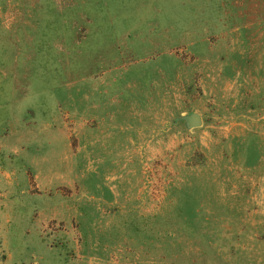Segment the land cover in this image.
Returning <instances> with one entry per match:
<instances>
[{
    "label": "rangeland",
    "instance_id": "374dc122",
    "mask_svg": "<svg viewBox=\"0 0 264 264\" xmlns=\"http://www.w3.org/2000/svg\"><path fill=\"white\" fill-rule=\"evenodd\" d=\"M0 264H264V0H0Z\"/></svg>",
    "mask_w": 264,
    "mask_h": 264
},
{
    "label": "water",
    "instance_id": "95a60500",
    "mask_svg": "<svg viewBox=\"0 0 264 264\" xmlns=\"http://www.w3.org/2000/svg\"><path fill=\"white\" fill-rule=\"evenodd\" d=\"M178 120L186 122L188 129L201 127L203 123L201 115L196 112H191L187 115L181 116Z\"/></svg>",
    "mask_w": 264,
    "mask_h": 264
},
{
    "label": "flooded vegetation",
    "instance_id": "af4514ba",
    "mask_svg": "<svg viewBox=\"0 0 264 264\" xmlns=\"http://www.w3.org/2000/svg\"><path fill=\"white\" fill-rule=\"evenodd\" d=\"M185 124H186V122H185ZM187 126V125H186Z\"/></svg>",
    "mask_w": 264,
    "mask_h": 264
}]
</instances>
